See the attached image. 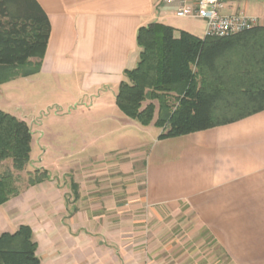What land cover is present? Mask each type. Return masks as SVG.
Here are the masks:
<instances>
[{
	"label": "crops",
	"instance_id": "0c3cea01",
	"mask_svg": "<svg viewBox=\"0 0 264 264\" xmlns=\"http://www.w3.org/2000/svg\"><path fill=\"white\" fill-rule=\"evenodd\" d=\"M37 2L51 24L41 69L0 85V110L30 125L27 165L49 177L0 205V235L29 226L40 264H264V109L160 138L157 101L147 126L116 103L140 60V27L204 37L205 26L164 0ZM227 10L264 27V0H227ZM241 50L232 84L249 56Z\"/></svg>",
	"mask_w": 264,
	"mask_h": 264
},
{
	"label": "trees",
	"instance_id": "16d2710c",
	"mask_svg": "<svg viewBox=\"0 0 264 264\" xmlns=\"http://www.w3.org/2000/svg\"><path fill=\"white\" fill-rule=\"evenodd\" d=\"M259 28L218 38L198 37L185 30L176 36L173 26L157 21L140 27V60L135 68L125 70L116 96L118 107L147 126L154 120L157 101L155 125L164 129L160 138L208 129L263 110L264 84L250 94L243 91L241 97L232 90V50H246L245 38ZM50 31L48 15L37 0H0V85L40 71ZM244 68L250 69L247 64ZM244 106L241 113L216 120L217 111ZM32 137L25 120L0 110V169L4 161L12 162V169L0 170V205L20 193L19 177L13 170L22 171L29 163ZM48 177L46 171L37 169L28 184ZM36 248L27 225L4 233L0 235V264H40Z\"/></svg>",
	"mask_w": 264,
	"mask_h": 264
},
{
	"label": "rangeland",
	"instance_id": "374dc122",
	"mask_svg": "<svg viewBox=\"0 0 264 264\" xmlns=\"http://www.w3.org/2000/svg\"><path fill=\"white\" fill-rule=\"evenodd\" d=\"M228 11V10H227ZM228 12H232V11H228ZM193 19V18H192ZM191 24V26H193V28H197V29H202L205 26V21L203 20H188ZM245 41L247 43L246 46V53H249V56L247 57H241L242 58H247L246 64L247 67L249 66V71L244 68L243 62L241 61V72L239 74H243V78H236L235 85H232V90L236 91L237 94H239V96H244L243 95V91H246L245 93H252L255 91H258V89L256 88L257 85H263L264 84V27H261L259 29H257L256 31L252 32L251 34H249V36H247V38H245ZM245 50V49H243ZM250 50V51H249ZM242 51V50H241ZM251 60V62L248 61ZM258 62V63H256ZM256 63V64H255ZM252 65H255L252 68ZM238 71V69H237ZM246 75V76H245ZM256 83V84H254ZM1 95V94H0ZM18 96V97H17ZM60 96L63 95H55L52 96V98H55V100L60 99ZM29 100L30 101H34L36 100V93H29ZM20 100V92H17V95L14 97V100ZM14 100L12 102H14ZM17 100V101H18ZM20 102V101H19ZM8 105L7 101L4 100V98L2 96H0V108L6 109V106ZM248 105V104H247ZM52 106V107H51ZM50 106V112L51 113H55V109H54V105ZM245 109V106L242 110H232L230 112H226V111H217L216 114V120L217 119H223V118H229L231 116H234L236 114L241 113L243 110ZM48 113V111H47ZM158 127V126H157ZM158 128H162V127H158ZM163 129V128H162ZM164 130V129H163ZM10 163V162H9ZM9 168V164H3L1 167V171H4L5 169ZM32 166L30 165H26V167L24 168V170L22 171H14L15 175H18L19 177V181H18V185L20 187H24L28 184V179L30 177L31 173H35L36 170H32ZM203 264L208 263L207 259H204Z\"/></svg>",
	"mask_w": 264,
	"mask_h": 264
},
{
	"label": "built area",
	"instance_id": "2783aa9c",
	"mask_svg": "<svg viewBox=\"0 0 264 264\" xmlns=\"http://www.w3.org/2000/svg\"><path fill=\"white\" fill-rule=\"evenodd\" d=\"M175 7L177 17L205 21L204 36L226 38L258 25V18L244 12H228L227 0H164Z\"/></svg>",
	"mask_w": 264,
	"mask_h": 264
}]
</instances>
